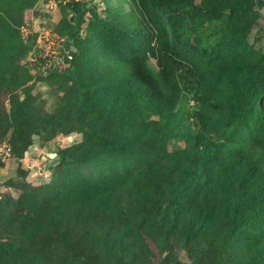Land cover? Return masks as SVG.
Segmentation results:
<instances>
[{"label": "rangeland", "instance_id": "1", "mask_svg": "<svg viewBox=\"0 0 264 264\" xmlns=\"http://www.w3.org/2000/svg\"><path fill=\"white\" fill-rule=\"evenodd\" d=\"M251 4L258 21L234 49L247 59L264 55V0ZM130 6L128 0H36L23 12L21 35L32 38L21 63L31 79L8 91L0 68V264H254L253 232L264 228L256 223L264 211L252 216L251 229H240L254 207L251 190L236 198L232 187L213 188L186 166H172L168 154L183 141L164 139L160 146L159 137L130 127L113 105L115 81L95 79L100 28L124 22ZM226 14L221 11L223 21ZM62 19L71 26L68 35L59 32ZM43 27L61 39L51 61L33 52L44 48L37 36ZM61 58L65 69L58 67ZM148 64L156 71L155 59ZM194 104L189 97L188 106ZM185 124L193 129L190 119ZM115 165L142 171L103 203L84 177ZM229 233L235 237L228 242Z\"/></svg>", "mask_w": 264, "mask_h": 264}, {"label": "trees", "instance_id": "2", "mask_svg": "<svg viewBox=\"0 0 264 264\" xmlns=\"http://www.w3.org/2000/svg\"><path fill=\"white\" fill-rule=\"evenodd\" d=\"M35 1L0 0V68L8 91L31 79L21 62L31 51L26 42L32 35L23 38L20 30L25 24L23 12ZM208 1L203 6L194 0H128L126 20L100 28L104 43L102 60L95 59V79L115 81L113 105L130 127L149 131L151 139L159 137L160 146L164 139L183 141V148L168 154L172 166H186L199 179L212 180L213 188L232 187L236 198L251 190L248 203L254 207L251 215L240 220V229H246L252 216L264 211V55L247 59L234 49L247 39L259 11L251 0ZM221 11L227 13V21L220 18ZM58 25L59 32L70 34L68 21L62 19ZM39 51L33 48L34 53ZM81 56H74L67 72ZM151 58L156 71L149 67ZM189 97L195 103L191 108ZM189 119L193 129L185 124ZM141 171L115 165L84 179L90 182L92 194L105 203ZM146 171L160 173L159 168ZM78 214L84 215L85 209ZM256 220L264 225V215ZM253 234L258 251L251 262L264 263V239H259L264 228ZM234 237L229 233L226 239Z\"/></svg>", "mask_w": 264, "mask_h": 264}, {"label": "built area", "instance_id": "3", "mask_svg": "<svg viewBox=\"0 0 264 264\" xmlns=\"http://www.w3.org/2000/svg\"><path fill=\"white\" fill-rule=\"evenodd\" d=\"M26 28L27 27L25 25V28L24 29H26ZM44 29H45V31H43V33H42V31H40V33L37 35L39 37V39L40 38H43V41H44L43 42L44 48L39 47V50H40L41 53L43 52V55L44 56H47L48 55V57H47L48 58V61H51V59L53 60V57H54L51 53L55 52L56 48L60 47L61 39H59L57 36H55L54 33H51L50 34L49 30H47L46 28H44ZM45 32H48L49 34H45ZM65 56L69 60L72 59V55L71 54H66ZM57 64H58V67H62L64 69L69 66V64L67 62L65 63L66 65L63 63V59L62 58H61V61H59Z\"/></svg>", "mask_w": 264, "mask_h": 264}]
</instances>
